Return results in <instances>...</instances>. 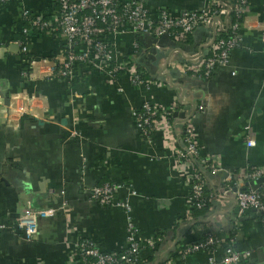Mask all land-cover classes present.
<instances>
[{
    "label": "crops",
    "instance_id": "0c3cea01",
    "mask_svg": "<svg viewBox=\"0 0 264 264\" xmlns=\"http://www.w3.org/2000/svg\"><path fill=\"white\" fill-rule=\"evenodd\" d=\"M52 1L0 4V99L8 105L7 97L17 98L8 115L0 105V221L6 224L0 264H71L68 251L77 240H88L106 253L121 250L127 236L125 211L100 205L85 191L106 182L129 185L117 197L132 206L133 222L146 243L144 264H160L169 252L177 254L210 233L229 243L227 231L235 234L239 250L251 252L242 264H264V228L255 222L246 230L235 228L245 217H239L234 194L225 199L217 195L221 174H204L210 206L204 216H192L185 166L176 153L190 126L200 149L219 156L224 170L264 166V0L250 1L239 28L241 46L208 79L182 67L187 56L210 40L205 28L195 42L184 44L143 35L136 53L134 33L113 36L116 57L121 61L134 55L152 77L147 86L134 85L127 73L114 79L85 64L76 67L80 79L56 77L54 68L61 61L57 41L24 27L21 19L26 10H48ZM143 1L151 12L165 7L180 14L199 12L211 0ZM177 103V132L156 127L149 137L142 134L136 110L145 105L165 110ZM23 105L37 106L41 116L19 113L16 109ZM25 210L43 212L34 241L15 222ZM223 256L220 246L216 257ZM206 257L199 251L174 260L203 264Z\"/></svg>",
    "mask_w": 264,
    "mask_h": 264
},
{
    "label": "built area",
    "instance_id": "2783aa9c",
    "mask_svg": "<svg viewBox=\"0 0 264 264\" xmlns=\"http://www.w3.org/2000/svg\"><path fill=\"white\" fill-rule=\"evenodd\" d=\"M11 1L13 0H0V4ZM250 1L211 0L210 6L199 12L173 14L165 7L151 12L145 7L143 0H53L52 6L48 10L35 14L26 10L23 12V16L32 27L57 41L58 55L61 61L54 68L56 77L72 80L77 76V65L85 64L97 73L109 74L114 79L120 72L127 73L134 85L147 86L152 82V77L139 65L137 59L133 57L134 55L121 61L116 57L113 36L116 37L130 31L135 35L134 47L138 48L140 37L143 35H150L157 40L166 37L175 43L184 44L195 42L198 31L205 28L209 32L210 40L205 44L204 49L187 56V62L182 67L192 76L208 79L219 67L225 66L232 53L241 46L239 28L243 21L234 22L232 13L244 15ZM213 3L220 5L221 11H211ZM105 24H109V26L102 27ZM227 30H231L233 33ZM224 31H227V38L221 36ZM157 45L159 54L163 53L164 48L159 47L158 43ZM163 67L161 64V73ZM38 97L41 96L38 95ZM7 98L10 102L8 105L6 99H0L1 107L7 109L4 115L10 113V105H13L17 100L12 95ZM33 98L36 97L33 96ZM179 98L181 101L182 98ZM180 105L181 103H177L165 110L152 107L146 116L140 115L136 110L134 118L138 128L146 137H149L150 132L156 127L163 128L168 133L170 131L177 132V124L181 120L174 118L173 115L179 110ZM144 107L150 108L148 105ZM195 107L197 104H192V109ZM202 107L203 105L200 104L199 108L202 109ZM16 110L36 118L41 116L37 111V106L26 107L23 105L17 107ZM154 117L158 119L152 124L151 121ZM179 140L182 146L176 148L177 158L185 166L183 174L194 198L200 200L204 198L207 188L205 173L221 174L223 179L217 195L225 199L229 194H234L239 217L243 218L248 213V216L254 219L261 217L264 223V198H262L264 195V166L248 165L235 172L224 170L219 156L206 154L200 149L190 126L185 128L184 134ZM247 145L251 147L253 144L248 141ZM262 179L263 181H260ZM122 189H129V185L122 182H106L87 187L85 191L91 199L100 205L116 206L125 211L127 236L122 249L127 248L128 255L120 257L117 251L102 252L92 242L77 240L68 251L71 264L75 263L80 253L83 258H96L97 264H124L128 262L129 258L132 259L136 255L142 256V243L144 242L141 241L133 222L132 206L129 201L117 197V193ZM42 213V211L25 210L16 217L15 222L23 230L27 240L34 241L37 220ZM5 229L6 224L0 221V236ZM202 245L210 247V252L207 253L206 261L203 264H242L251 255L250 251L239 250L232 244L225 243L217 234L210 233L205 237L204 243L186 245L183 256L186 257L201 251ZM220 246H224V256L221 260L216 257V250ZM160 264H176V261L167 255Z\"/></svg>",
    "mask_w": 264,
    "mask_h": 264
},
{
    "label": "trees",
    "instance_id": "16d2710c",
    "mask_svg": "<svg viewBox=\"0 0 264 264\" xmlns=\"http://www.w3.org/2000/svg\"><path fill=\"white\" fill-rule=\"evenodd\" d=\"M118 1V0H117ZM215 1V0H214ZM213 10H211V11H221V6L220 5H218V4H215V3H213ZM57 8H59L58 6H57ZM32 12V14H35V13H39V12H34V11H31ZM41 12H43V11H41ZM85 13H87V12H85ZM232 16H233V19H234V22H242L243 21V14H239V13H236V12H234V13H232ZM21 19L23 20V22H24V27H25V25H26V27L27 28H29V30L30 29H33V30H37L36 28H34V27H32L31 25H30V23H29V21L27 20V19H25L24 18V16H23V14H22V17H21ZM109 26V24H105V25H102V27H108ZM28 30V29H27ZM228 32H230V33H233V31H231V30H227ZM227 31H224V32H222V37L223 38H227V36H226V34H227ZM174 32V31H173ZM237 33V32H236ZM21 35V39H23V38H26V35L25 34H23V33H21V34H19V36ZM173 37V36H172ZM25 40V39H24ZM191 43V42H190ZM139 47L141 48V45H139ZM139 47L138 48H134L133 49V52H137L138 51V49H139ZM123 74V72H120V73H118L116 76H120V75H122ZM81 75L83 76L84 75V72H82L81 73ZM79 77H81L80 75H79V73L77 74V76L75 77V79H80ZM74 79V80H75ZM149 111H151V108H146V107H142V108H140L139 110H138V113H140V115H142V116H146L147 115V113L149 112ZM157 117L155 118H153L152 119V124H154L156 121H157ZM202 176H203V174H202ZM205 177V176H204ZM264 193V192H263ZM262 198H264V195L262 196ZM208 191L207 190H205V192H204V198L203 199H196V198H194L193 196H192V194L190 193V201H191V203H192V207H191V213H192V216L193 217H198V216H201V215H205L206 214V212L208 211V208H209V206H210V204H209V202H208ZM245 218L244 219H242V221H240V222H237L236 224H235V228L236 229H242V228H244L245 230H246V228H251V227H253L252 226V224H253V222H255V226L256 227H260V228H264V223H263V220H262V218L261 217H259V218H257L256 220H252L251 218H249L248 217V213L244 216ZM217 236H219V237H221V235L220 234H217ZM206 237V236H205ZM205 237H202L200 240H198V241H195V242H192V243H188L187 245H193V244H202V243H204L205 242ZM225 237H226V239H227V241L230 243V244H232L234 247H237L238 245H237V240H236V236H235V234L233 233V232H231V231H227L226 233H225ZM224 237V238H225ZM244 237H250V233L249 234H246V232H245V234H244ZM250 239V238H249ZM82 241V240H81ZM84 242H87V243H90V241H88V240H83ZM145 244L146 243H142V246H145ZM124 245H125V243H124ZM186 247V246H185ZM185 247H182L181 248V251H179L177 254H174L173 255V252H172V254H170V252H169V256L170 257H173V258H177L178 256L179 257H183V258H185L184 256H183V252H184V249H185ZM210 247L209 246H204V245H202V247H201V251H203L204 253H209L210 251ZM117 254H118V256H120V257H124V256H127L128 255V249L127 248H123V249H121V250H118L117 251ZM176 255V256H175ZM145 263V260H143L142 258H141V256H134V257H132V259H128V262L127 263H124V264H144ZM74 264H97L96 263V258H93V257H87V258H83L82 257V255H81V253H80V255H79V257H77V260L75 261V263Z\"/></svg>",
    "mask_w": 264,
    "mask_h": 264
},
{
    "label": "water",
    "instance_id": "95a60500",
    "mask_svg": "<svg viewBox=\"0 0 264 264\" xmlns=\"http://www.w3.org/2000/svg\"><path fill=\"white\" fill-rule=\"evenodd\" d=\"M260 181H263V179H262V180H260Z\"/></svg>",
    "mask_w": 264,
    "mask_h": 264
}]
</instances>
